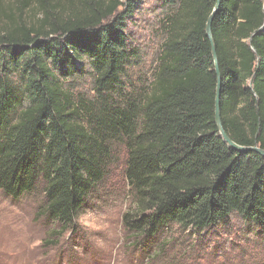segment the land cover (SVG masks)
Listing matches in <instances>:
<instances>
[{
	"label": "trees",
	"instance_id": "16d2710c",
	"mask_svg": "<svg viewBox=\"0 0 264 264\" xmlns=\"http://www.w3.org/2000/svg\"><path fill=\"white\" fill-rule=\"evenodd\" d=\"M145 0H0V190L42 192L43 215L74 229L123 155L135 198L126 230L153 242L172 225L205 233L236 216L264 229V0H156L166 10L156 65L125 32ZM90 77V93L74 87ZM83 82V81H81ZM127 87L131 90L127 92ZM116 153V154H115Z\"/></svg>",
	"mask_w": 264,
	"mask_h": 264
},
{
	"label": "rangeland",
	"instance_id": "374dc122",
	"mask_svg": "<svg viewBox=\"0 0 264 264\" xmlns=\"http://www.w3.org/2000/svg\"><path fill=\"white\" fill-rule=\"evenodd\" d=\"M165 10L156 0H145L126 19L131 44L143 52L128 71L136 85L150 78L156 65ZM81 81L74 90L91 94L90 77ZM115 151V163L73 230L43 215L42 192L13 198L0 190V264H264V229L236 216L205 233L172 225L151 243L126 230L122 216L133 212L135 198L121 174V148Z\"/></svg>",
	"mask_w": 264,
	"mask_h": 264
},
{
	"label": "water",
	"instance_id": "95a60500",
	"mask_svg": "<svg viewBox=\"0 0 264 264\" xmlns=\"http://www.w3.org/2000/svg\"><path fill=\"white\" fill-rule=\"evenodd\" d=\"M218 1L216 2L213 11L210 13V15L207 18L206 21V34L207 37L210 40L211 43V53H212V57L214 60V68H215V72H216V76H217V86H216V99H215V123L218 127L219 130V134L220 136L223 138V140L233 149L240 151V152H248V151H256L258 153H260L261 155L264 156V150L260 149L259 147H257V145H253V146H241L238 145L236 143H234L225 133L222 125H221V119H220V106H219V93H220V73H219V69H218V65H217V58H216V53H215V49L213 46V38H212V34H211V22L213 19V16L216 12V10L218 9ZM264 28V26H261L260 28L256 29L253 34L258 33L259 31H261Z\"/></svg>",
	"mask_w": 264,
	"mask_h": 264
}]
</instances>
